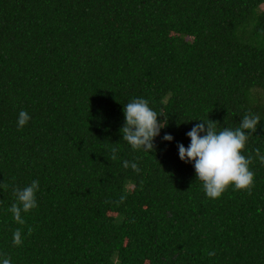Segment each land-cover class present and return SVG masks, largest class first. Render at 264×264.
<instances>
[{"label": "trees", "instance_id": "1", "mask_svg": "<svg viewBox=\"0 0 264 264\" xmlns=\"http://www.w3.org/2000/svg\"><path fill=\"white\" fill-rule=\"evenodd\" d=\"M258 91L264 0H0V264H264ZM134 99L167 119L154 152L123 140ZM245 115L260 119L241 153L250 194L212 199L177 144ZM33 181L21 225L10 208Z\"/></svg>", "mask_w": 264, "mask_h": 264}, {"label": "clouds", "instance_id": "2", "mask_svg": "<svg viewBox=\"0 0 264 264\" xmlns=\"http://www.w3.org/2000/svg\"><path fill=\"white\" fill-rule=\"evenodd\" d=\"M123 111L125 116V124L121 129L123 140L133 149L143 147L146 151L154 152V139L160 135L161 129L167 127V119L164 117L158 123L159 115L149 107L145 99L132 100L125 105ZM29 119L27 112L20 111L18 127L25 126ZM259 123L258 116L245 115L235 130L224 128L217 132L218 122L209 119L206 122L200 121L187 133L190 138L188 148L186 149L183 144H177L180 160L184 163H193L197 181L203 182L208 197L219 198L230 185H234L238 190H248L250 194L253 184V173L249 170L251 158H246L241 153L248 136L256 132ZM173 139V136L167 133L163 136L166 142H172ZM255 151L264 162V156L260 155L259 149ZM115 153L116 150L113 149L111 157L113 160L117 158ZM123 166L125 168L130 166L139 172L135 162L129 164L128 161H124ZM38 187L39 182L33 181L30 186L15 190L18 202L13 203L10 211L17 223L25 224L22 213H28L37 207L35 193ZM124 199L122 196L121 202ZM28 231L30 233L31 228ZM22 242L21 230L18 228L13 234V243L20 245ZM209 255H215V252H210ZM3 264H10V259H3Z\"/></svg>", "mask_w": 264, "mask_h": 264}, {"label": "rangeland", "instance_id": "3", "mask_svg": "<svg viewBox=\"0 0 264 264\" xmlns=\"http://www.w3.org/2000/svg\"><path fill=\"white\" fill-rule=\"evenodd\" d=\"M256 98L258 99V101L262 104V105H264V91H258L257 93H256Z\"/></svg>", "mask_w": 264, "mask_h": 264}]
</instances>
